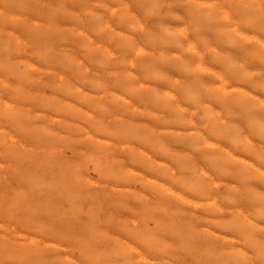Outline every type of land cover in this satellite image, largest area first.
<instances>
[{"label": "bare ground", "instance_id": "1", "mask_svg": "<svg viewBox=\"0 0 264 264\" xmlns=\"http://www.w3.org/2000/svg\"><path fill=\"white\" fill-rule=\"evenodd\" d=\"M50 1L52 2V0H49V2ZM6 2H4L3 5H5ZM240 2H238V3H240ZM255 2L256 1H254V3ZM9 3H6V4L10 5ZM259 4H258V6H259ZM12 5H15V3ZM16 5H17V3H16ZM46 5H48V3ZM59 5L61 7H63L62 3ZM79 5H82V4H79ZM124 5H126V4H124ZM124 5H122V6H124ZM184 5H186V4H184ZM189 5L191 6V4H189ZM219 6H220V4H219ZM253 6H257V5L253 4ZM42 7L40 9H42ZM125 7H127V6H125ZM13 8H16V7H13ZM33 8H35V7H33ZM60 8H59V10H60ZM63 8H62V10L64 11L65 9H63ZM79 8H81V7L79 6ZM45 9H46V7H45ZM53 9H54V7H53ZM73 9H71V10H73ZM260 9H263V8L260 7ZM18 10H20V9H18ZM49 10H48L47 14H49ZM125 10L126 9H124V7H122L121 11H123V13ZM194 10H196V9H194ZM234 10H233V12H234ZM237 10H239V8ZM56 11H58V10L56 9ZM63 11H60V13H62ZM222 11L226 15V17L229 15L228 13H225L227 10L224 11L222 9ZM35 12H36V9H35ZM238 12H240V10ZM254 12L256 13V10ZM248 13H250V12H248ZM33 14H34V12H33ZM39 14L37 16H41ZM224 14H223V16H225ZM66 15H67V13H66ZM95 15H96V13H95ZM120 15L123 16L122 13ZM128 15H125L126 17H123V18H127ZM259 15H257V16H259ZM74 16H73V18H74ZM230 16H232V15H230ZM9 17H7L8 20H9ZM48 17H50V16H48ZM55 17H56V15H55ZM55 17H50V18H55ZM57 18H59V17H57ZM95 18H97V17H95ZM255 19H256V17H255ZM255 19L253 18V20H255ZM5 20H7V19L5 18ZM31 21H32L31 23L34 25L33 22H35V20L34 21L31 20ZM14 22H15V20H14ZM55 22H56V20H55ZM8 23H11V22H8ZM22 23H24V21ZM31 23H29V24L31 25ZM41 23H39V24H41ZM92 23H94V21ZM92 23H91V25H92ZM94 24H96V22ZM94 24L92 26H94ZM232 24H234V23H232ZM252 24H253V22L251 21V19L250 20L248 19V23H246L244 25L245 26L244 29L234 27V30H233V28H232L233 32L235 30H238V32H236V34H238V35L234 37L232 34L233 32H231L232 38H229V35H228V37H226L229 40L228 44H231V45H234L237 47L239 46L238 48H240V47H243V45H245L246 43H248L250 41V39H254L256 42L264 43V40L261 37L254 36L255 34L249 35L248 30L249 29L251 30ZM263 24L264 23H262V25ZM30 25H29V27H30ZM45 25L47 26L48 24H45ZM52 25H54V24H52ZM106 25H108V23H106ZM139 25H141V24H139ZM225 25H226V23H225ZM229 25H230V23H229ZM27 26H28V23H27ZM41 26H43V25H41ZM50 26H51V24H50ZM50 26L48 28H51ZM231 26H233V25H231ZM38 28H39V26H38ZM109 28H112V27L110 26ZM30 29H32V27ZM179 29H181V30L178 33L184 34V33H181V31L184 32L183 30H185L186 28L183 30H182V28H179ZM24 30L26 31V28H24ZM53 30H58V29L54 28ZM145 30L146 29H144V31ZM227 30L230 31L231 27H229V29L227 28L226 30H224V32H226ZM40 31H41V29H40ZM59 31L61 33L60 29L57 32H59ZM257 31H259V29ZM8 32L11 34L10 30ZM27 32H29V29ZM34 32H36V31L34 30ZM37 32L39 33L38 30H37ZM145 32H143V34ZM196 32L197 31H195V33ZM220 32H221V28H220ZM31 33H33V32H31ZM53 33H56V32H53ZM35 34L38 35L37 33H35ZM44 34H46V33H44ZM173 34H174V32H173ZM47 35H48V33L45 36H47ZM144 35H146V34H144ZM45 36H43V37H45ZM127 36H129L130 37L129 39H131V40L134 39L130 35H127ZM127 36H125V37L128 39ZM195 36L197 37L198 35L195 34ZM43 37H41V38H43ZM57 37L58 36H56V38ZM182 37H183V35H182ZM16 38H17L16 42L17 41H18V43L23 42L24 47H25L26 40H22L17 35H16ZM33 38H34V36H33ZM35 38H37V37H35ZM41 38H39V40ZM46 39H47V37H46ZM36 41L38 42L37 39H36ZM172 41H174V40H172ZM177 41H179V39ZM208 41H210V40H208ZM3 42H4V40H3ZM41 42L39 41V43L43 44L42 40H41ZM201 42L202 41L200 40V43ZM39 43H38V45H39ZM45 43H47V42H45ZM206 43H208V42H206ZM51 44H56V43H51ZM187 44H186V47L187 46L189 47L190 44L189 45H187ZM4 45H5V43H4ZM34 45L38 46L37 44H34ZM58 45H59V43L57 44V46ZM192 45H193V43L191 44V46ZM98 46H100V45H98ZM44 47H48V46L45 45ZM177 47H178V45H177ZM182 47H184V45ZM7 48H8V46H7ZM138 48L140 49V46ZM217 48H219V47H217ZM217 48H216V50H217ZM221 48L222 47H220V49ZM233 48L231 50H233ZM51 49H54V48H51ZM51 49H49V50H51ZM105 49L108 50V47H105ZM139 49H138V51H140ZM192 49L194 50L193 46H192ZM229 49H230V47H229ZM235 49H237V48H235ZM252 49H254L252 51L256 50L253 47H252ZM257 49L258 50H256L255 52H258L261 50L260 48H257ZM4 50H5V48H4ZM46 50H48V48ZM142 50L144 51V49H142ZM225 50L226 49H224V52H225ZM34 51H35V49H34ZM53 51H51V52H53ZM196 51H197V49H196ZM236 51L238 52V50H236ZM246 51L249 52L248 50H246ZM240 52L242 53L243 51H240ZM8 53H10V52H8ZM48 53H50V52L48 51ZM62 53L63 52L61 51V54ZM186 53H189V52H186ZM241 53H240V56H241ZM10 54H11L10 56H12V53H10ZM51 54H53V53H51ZM259 54L258 53L256 54L257 57L259 56ZM14 55H13V57H14ZM18 55H19V53H18ZM59 55L57 57H59ZM110 55H111V53H110ZM191 55H193V54H191ZM199 55L201 56V53ZM228 55L226 57H228ZM4 56H5V58L10 57V56H7L5 54H4ZM188 56H190V55H188ZM188 56H187V58H190V57L192 58V56H190V57H188ZM218 56L219 55H217V52H216L215 53V58H216L215 63L217 65L216 66L217 69H213V72H212L213 77L211 76L213 78L212 81H214V79H215L216 80L215 82L219 83V85H217V86L215 84L216 87L212 86V87H214V89L216 88L214 90V93H212L210 95L207 94L205 91L206 89H204V88H206V86L204 88H202V86L197 87V88H194V87L190 88L189 87V88H187V91L184 94L185 101L183 100L182 97H178V98L174 97L169 92V95L170 96L172 95L173 97L171 96V98L169 99L168 97L165 96L166 99L159 100L158 101L159 103L157 102L158 103L157 105L161 106L166 112V115L163 116V119H162L163 120L162 126L164 127V129L167 132H171V130L173 129L172 131L173 132L176 131L175 133L178 137H184L185 138V144H184L185 148H183V149H181V148L176 149L177 147L174 149L170 146V144L168 142L163 141V140H156V141L151 143L148 141V139L146 137H142V136L138 135L137 133H134L133 127L131 125L129 126L128 123H126V125H123V126L120 125L119 127L111 128V127H108V125L111 122L110 120H108V121H110L109 124H106V122L102 118H99V117H97L91 113H88V112L86 113V116H84L82 119L78 118V120H80L79 123L77 124L78 131L80 133L79 135H81V137L86 141V143H87L86 151L88 149V152H89V153L84 154L86 156V158H88L89 161L90 160L93 161L94 166L99 168L100 172L111 171V174L113 175V177L115 176L119 180L120 186L128 187L127 194L125 197L128 196V197H132L133 199L140 198L141 195H143V194L138 190L137 187L142 185L144 188H146V189L148 188V190L150 189V191L157 198L156 199L154 197L156 199L155 205L150 206L147 204V202H145V203H142L139 205L140 208L139 207H136V208L133 207V204H132V207L130 208V205H129L130 202H129V204H127L128 201L126 199H125V202L118 199V203L120 204V206L122 208L127 207V208L133 210L134 212L138 208L140 209V211L138 209V211H136L135 214L133 213L134 215H136L137 212H139L138 215L140 217L134 216L132 221L129 220L132 223V225L134 224L135 227L126 228L124 225H121L120 230H119L120 232H118L117 236H109L108 235V238L105 239V243L102 242L104 244L101 243V245L100 244L98 245L100 247V249L98 248V246L95 248L93 243L98 240L97 234L99 235V233H101L103 231L96 230V227L94 224L96 219L94 217L89 218L90 221L88 223L86 222V224L83 226V229L85 227L86 230H84V232H82V233L75 232L74 230L71 231L72 228L70 229V233H69L67 230L63 231L62 229L51 228V229L55 230V231H52L48 227H43V225H45V223H44L45 222L44 221L45 216L42 220L39 218V215L38 216H32L34 214L27 215L28 213H26L27 216L23 217L24 215H22L23 218L17 219L16 213H15V210H16L15 206L16 205L14 203H18V202L10 201V197H9L10 186L7 184V187L4 185L3 192L0 195V264H113L111 259L113 260L114 258H115L114 259L115 262H116V260H118L119 262H121V264L130 263L132 261V259H134L136 262H138V264H240V261H238V260H241V259H238L239 256L242 258V260L246 259L247 264H264V146H263L264 142L262 141L263 145L262 144H256L253 141L254 140L253 139V130L251 129V127L253 125H255L258 130L259 129L264 130V122H263L264 121L263 120L264 110L261 111L263 114L257 113L255 110H253L252 107L254 104L253 103L254 95L251 91H252V84L254 82L252 83V81H251L252 78L248 74L245 73L246 69L241 70L242 69L241 65L238 63V61H235L236 56H235V59H233V60L230 58H226L225 62L221 59V57H218ZM220 56H221V53H220ZM231 56H232V54H231ZM24 57H25V55H24ZM60 57L58 59L62 60V58H60ZM199 57H198V59H199ZM229 57H230V55H229ZM259 57L261 58L262 56H259ZM42 58H43V56H42ZM70 58H71V55H70ZM7 59L8 58H6V60ZM251 59H252V56H251ZM253 59H254V57H253ZM13 60L14 59H12L11 61H13ZM38 60H39V58H38ZM44 60H46V56H45ZM79 60H80V64H81V62H82L81 59H78L76 61H79ZM181 60L179 61V63L181 62ZM256 60H254V61H256ZM8 61H9V59H8ZM184 61L182 60V62H184ZM198 61H200V60H198ZM47 63L49 64L48 61L46 62V64ZM252 63L249 65H252ZM7 64H9V63H7ZM7 64H5V65H7ZM12 64L10 66H14ZM149 64L151 65L152 63H148V65ZM52 65H54V63ZM148 65H146V66L149 67ZM155 65H153V66L155 67ZM180 65H181V63H180ZM65 66H68V64ZM158 66L160 67L159 64H158ZM181 66L183 67V65H181ZM199 66H200V64H199ZM257 66H258V63H257ZM32 67L37 68L38 66H36V64H34L33 62H31L28 59L25 61H23V60L19 61V64H18V66H16V69L18 68V75H19L20 79H22L24 77H25V79H28L29 76L26 77V75L28 74V70H30V68H32ZM255 67L256 66H253L254 69H255ZM260 67H259V70H260ZM13 68L15 69V67H13ZM204 68H205V66H204ZM246 68H248V67H246ZM6 69H5V72H6ZM37 69H39V67ZM250 69H251V67H250ZM262 69H263V67H262ZM47 70H50V69L47 68ZM78 70H80V69L78 68ZM81 70H83V69H81ZM85 70H86V68H85ZM10 71L8 70L7 73ZM243 71H245V72H243ZM1 72H2V68H1ZM15 72H16V70H15ZM31 72H33V71H31ZM69 72H71V71H69ZM205 72L211 73V71L208 69H205ZM12 73H14L13 70H12ZM72 73H74V72L72 71ZM75 73H76V71H75ZM42 74L44 75L46 73H42ZM51 74H53V72ZM58 74H59V72H58ZM150 74L152 75L153 73L152 72L148 73V76H150ZM79 75H81V74H79ZM158 75L156 74V76L155 75H152V76L153 77L155 76L158 78L159 77ZM9 76H11V75H9ZM135 76L138 79V76L137 75H135ZM57 77H59V79H60L61 74ZM86 77H87V79L92 78V77H88L87 75H86ZM195 77H197V76H195ZM80 78H83V75ZM84 78H85V76H84ZM94 78L92 79V81L94 80L97 82L98 79L95 80ZM160 78H162V77H160ZM102 79L104 81V78H102ZM146 79H148V78H146ZM8 80H10L9 77H8ZM14 80L16 81V86L18 85L17 83L22 81V80H20L19 82H17L16 79H14ZM99 80H100V78H99ZM151 80H154V79H151ZM199 80H202V79H199ZM255 80L257 82L258 79H255ZM260 80H259V82H260ZM192 81H194V80H192ZM6 82L7 81H4L2 83H6ZM26 82H27V80H26ZM36 82H37V80H36ZM62 82H64V81H62ZM79 82H80V80H79ZM90 83L92 84V82H90ZM97 83H99V81ZM55 84L57 85V81ZM94 84H95V82H94ZM137 84H140V82ZM229 84L232 86H231V88L229 87V89H228V88H226V86ZM37 85H38V83H37ZM62 85H64V84H62ZM126 85L129 86V84H126ZM200 85H202L201 81H200ZM100 86H101V84H100ZM141 86H142V84H141ZM38 87H36V88H38ZM77 87H79V85ZM113 87H114V84H113ZM130 87H132V86H130ZM255 87H257V86H255ZM7 88H8V85H7ZM19 88H21V87H19ZM66 88L67 87H65L64 90ZM117 88H119V87H117ZM146 88L149 89V91H151L150 86H146ZM11 89L15 93V96H16L15 98H6L3 95H1V93H0V108L4 114V118L0 119V149H5L6 154L12 156L11 158H12L13 162H14L13 156L15 155V149H21V148L25 147L24 140L32 141L36 145L33 147V149H38V150L39 149H43V150L45 149L44 152L46 154H43V155H46V156H45V158H42V160L46 159V157L48 155H51L52 151H48V149H56L57 144L66 145V149H70L69 151H70V155H71L72 149H74V150L76 149L75 146L72 144V143H74V142H72L73 141L72 136H73V134H78V133H72L73 131L70 130V132L72 133V136L65 135L66 133L64 135H61L62 133H59V135H58V133L54 132L52 130V128H51L52 132L46 133L47 129L49 127L46 126L47 129H45L44 123H41L43 126H38V127H35L32 124L29 126V124H28V126H29L28 127L27 124H25L27 122H24L25 119L22 118V116H21V113H22V114H24L23 116L26 117L25 114L28 113L27 112L28 108L25 109L26 107H24V104L26 103L24 97H27V96L23 95L25 91L20 92V90L18 88H14V87L10 88V90ZM54 89L55 88H53V90ZM75 89L73 91V94H74L73 98H75V94L77 93V90H75ZM91 89H92V86H91ZM95 89H97V88H95ZM68 90H72V89H68ZM201 90H204L205 92L204 91L201 92ZM149 91H148V93H149ZM10 92H8V93H10ZM82 92H85V90ZM82 92H81V94H83ZM110 92H112V91L110 90ZM11 93H13V92H11ZM60 93H62V92H60ZM127 93H129V92H127ZM163 93L165 94V91ZM232 93H236V94H232ZM104 94H106V93H104ZM229 94H232V97L230 99L228 98ZM30 95L32 96V94H30ZM48 95H46V96H48ZM63 95H64V93H63ZM92 95H90V98L93 97ZM108 95H110V93ZM40 96L43 97L44 95L40 94ZM58 96H53V99L60 98ZM71 96L72 95L67 96L62 105L73 106L77 110L80 109V107H79L80 101L76 99L77 101H79V103H77V104L72 103L73 98ZM118 96L119 97L116 98L117 103L120 106H122V109L126 110V108L129 107L130 110L135 111V112L137 111L138 107L135 108L136 105L133 106L135 104V102H132L129 97L127 98V97L122 96V95L121 96L118 95ZM131 96H133V98H134L135 95H131ZM153 96L156 97L157 93H153ZM42 97H40V98L43 99ZM162 97H164V96H162ZM96 98H98V97H96ZM46 99L44 97V99L40 100L39 103L37 102L39 104L38 106H40V108H41V106H42V108L43 107L46 108V105H48ZM159 99H160V97H159ZM171 99H174V100H171ZM27 100H29V99L27 98ZM102 100H104V99H102ZM155 100H157V99H155ZM58 102H60L59 99H58ZM81 102L83 104H85L82 100H81ZM139 102H140V100H139ZM260 102H263V101H260ZM34 103H36V100L34 101ZM51 104L52 103L50 102V106H51ZM106 104L107 103L104 102L103 105H106ZM144 104L145 103H142V105H144ZM86 105L91 106L93 109L94 108L95 109L100 108L99 110H101V112L103 113L102 103L99 106V104H97V103L95 104L93 101H87ZM109 105L111 106V104H109ZM262 108L264 109V106H262ZM49 109H50V107L47 110H49ZM106 109H108V108H106ZM110 109L111 108L109 107V109H108L109 112H110ZM122 109H120L121 112L123 111ZM145 109H147V108H145ZM197 109H201V111H202V115H200L199 117H196V114H195ZM25 110H26V112H24ZM53 110L54 109H52V112H54ZM85 110L82 109L83 112H85ZM101 112L99 114L104 115ZM109 112H108V114H109ZM142 112H143V110H142ZM146 112H148V109L146 110ZM149 112L152 113V111H150V110H149ZM34 113L38 115V113H36V112H34ZM34 113H32L31 115L33 116ZM153 113H155V112H153ZM253 113H255V114H253ZM106 114H107V112H106ZM258 114H260L263 118H261V117L259 118ZM65 115H68V114H65ZM80 115H81V113H80ZM237 115H242V118L240 120H237V118H238ZM27 116H29V115H27ZM68 116H70V115H68ZM137 116H139L138 113H137ZM0 117H1V115H0ZM119 118H120V115H119ZM129 118H130V116H129ZM141 119H142V123H144L145 121H143V119H145V118H141ZM124 120L123 121L126 122V119H124ZM138 120H140V119H138ZM148 122H151V121H148ZM33 123H34V121H33ZM38 123H40V122H38ZM38 123H36V124H38ZM47 123H48V121H47ZM59 123H60V121H59ZM139 123H141V121ZM155 123H157V122H155ZM157 124H161V123L158 122ZM155 125L156 124H153L154 129H156ZM63 126H64V124H63ZM70 126H69V128H70ZM149 126H150V124H149ZM156 126H158V125H156ZM158 128H159V126H158ZM49 130H50V128H49ZM63 130H64V128H63ZM260 132L261 131H259V133ZM144 134H145V136H147L146 133H144ZM254 137H256V136H254ZM257 139H258V137H257ZM113 140H118V141H120V143L122 142L121 144H124V146L123 145H121V146H123L125 148V150L126 149H133L129 153L130 154L129 157H128V154L126 155L128 157V160H126V161H129V163H130V164L128 163L129 164L128 167H122V165H123L122 161L123 160H120V159H116V160L113 159L114 161L112 164H107L105 162V160L101 159V157H103V155H100V154L103 151L100 152V150H98V149H103L104 146H106L107 144L110 146L114 145ZM259 140H260V138H259ZM259 140H258V142H260ZM64 141H65V143H58V142H64ZM170 142H173V141H170ZM115 145H117V144L115 143ZM79 147H81V146H79ZM112 147H115V146H112ZM178 147H180V146H178ZM83 148H85V147H83ZM46 149H47V151H46ZM57 149L60 150V148H57ZM105 150H107V149H105ZM19 152H21V151H19ZM39 152H40V150H39ZM30 153H31V151H30ZM77 153H73V155L75 156ZM122 153H123V151L121 152V155H122ZM66 154H67V152H66ZM115 154H116V152H115ZM43 155H42V157H43ZM78 155H79V153H78ZM82 155H83V153H82ZM104 155H106V154H104ZM67 156L69 157V154ZM29 157L26 159H30ZM68 157H67V159H69ZM77 157L80 158V156H77ZM21 158L23 159V157H21ZM21 158L17 159V163L20 164V162H21L20 165L22 166V162L24 159L22 160ZM50 158H52V157L50 156ZM20 159L22 161L18 162ZM47 159L49 160V158H47ZM73 159H72V161H73ZM81 159H83V157H81ZM52 160L53 159H51L50 161H52ZM2 161L4 162V160H2ZM70 161H71V158H70ZM72 161H71V163H73V165H74L76 162L75 161L72 162ZM9 162H10V160H9ZM15 162H16V160H15ZM58 162L63 163L65 165H67L69 163L68 160L66 161V159L58 160ZM31 163H33V162H31ZM40 163H41V160H40ZM90 164H92V163H90ZM29 165L31 166L30 163H29ZM60 165H62V164H60ZM73 165L71 167H73ZM79 165H81V164H79ZM0 166H2V165H0ZM9 166H11V165L9 164ZM125 166H127V165H125ZM85 167H86V164H85L84 168ZM47 168H48V166H47ZM12 169H13V167H12ZM26 170H27V167H26ZM30 170H31V167H30L29 171ZM51 170H53V169H51ZM60 170H61V168H60ZM78 170H80V169H78ZM17 171H18V169H17ZM29 171H28V173H29ZM44 171L47 173L48 170L47 171L44 170ZM76 171H77V169H76ZM76 171L73 172L74 175H76ZM37 172H38V170H37ZM85 172L86 171H84V173ZM88 173H90V172H88ZM49 174H47V175H49ZM51 174H52V172H51ZM12 175H13L12 177L17 175L16 171H15V175H14V173ZM23 175H27V174H23ZM65 175H67L66 176L67 178L71 177L70 174L69 175L65 174ZM65 175H63L64 177L61 175V177H63V179H64ZM19 176L22 177V175H17V177H19ZM19 178H17V179H19ZM85 179H87V178H85ZM99 179H101V178H99ZM28 180H29V178H28ZM103 180H105V179H103ZM17 181H19V180H17ZM20 182H19V185L17 184L18 186H20ZM45 182H47V181H45ZM67 182H69V181H67ZM67 182H65L66 184L64 183V185H63V182L59 181V185H58V186H60L58 188V191L63 192V194H65L66 196H68V192H66V191H72L73 190L71 187L70 188L68 187ZM82 182H83V180H82ZM88 182L93 183L90 181H88ZM74 183H77V180ZM15 184H16V182H15ZM15 184H13V186H15ZM43 184H46V183H43ZM71 184H72V182H70V185ZM22 186H20V188ZM85 186H87V185H85ZM44 187L46 190V186H44ZM28 188H29V186H28ZM111 189H113V188H111ZM95 190L97 192V189H95ZM17 192L19 193V191H17ZM25 192L28 194H31L30 192H28L26 190H25ZM34 192L36 193V191H34ZM104 193H105L104 196L108 195L106 192H104ZM32 194H31V196H32ZM59 195H60V193H59ZM13 196H16V195H13ZM17 196L18 197L22 196V194L17 195ZM42 196H45V195L43 194ZM121 196H122V194H121ZM88 197H86V198H88ZM101 197H102V193H101ZM23 198L20 199L21 202L24 200ZM31 198H35V197H31ZM36 198H39V197H36ZM143 198H145V197H143ZM15 199L17 200L18 198L13 197V200H15ZM65 199H66V197H65ZM243 199H244V202L246 201V203H244V204H242ZM241 200H242V203H241ZM247 200H248V202H247ZM84 201H83V203H84ZM94 201H95V199H94ZM126 201H127V203H126ZM32 202H34V201H32ZM42 202H41V204H42ZM70 202H72V201H70ZM101 202H102V199H101ZM101 202L99 205H101ZM22 203H23V206L25 207L26 205L30 204V200L25 199V201ZM58 203H59V200H58ZM78 203H80V202L77 201V204ZM107 203L109 204V202H107ZM35 204H37V202L36 203L34 202L33 205H35ZM38 204H39V202H38ZM38 204L35 206H38ZM66 205H68V207H69V204H66ZM91 205H92V203H91ZM91 205H89V208ZM61 206H62V204H61ZM30 207H31V205H30ZM105 207L101 210H104ZM80 208H82V206ZM62 209H63V207H62ZM64 209H65V207H64ZM106 209H107V207H106ZM110 210H111V207H110ZM25 211H27V209ZM59 211H58V213H59ZM61 212H63V210ZM123 212H125V210ZM19 213H21V212H19ZM80 213H81V211H80ZM89 213H91V212H89ZM97 213H100V211H98ZM111 214L113 215V213H111ZM111 214H110V216H111ZM122 214H120V215H122ZM125 214H127V213H125ZM72 215L74 216V214H72ZM60 217H62V216L60 215ZM63 217H65V216H63ZM90 217H92V216H90ZM122 217H124V216H122ZM49 218L51 219V216L46 217V220H48ZM12 219H17V221H12ZM110 219H111V217L109 218V220ZM121 220L122 219H119V221H121ZM18 221L20 223L17 226L15 223H18ZM60 221H61V219H60ZM104 221L105 220H103L101 222H103V224L108 223V222L104 223ZM120 223L122 224V221L119 222V224ZM125 224H126V222H125ZM100 226L102 228V224H100ZM51 227H52V225H51ZM97 228H99V227H97ZM105 228H106V225H105ZM112 228H114V226ZM80 229L82 230L81 226H80ZM22 230L28 231L27 234H22L21 233ZM115 230L116 229L114 228L113 231H115ZM10 231L11 232L13 231V233L15 232L17 234L16 235L11 234ZM168 231L170 233V239L168 238L169 241H167L163 238V234L165 232H168ZM8 233L11 234L12 237L9 236ZM102 234L100 235V238H102L103 236H106V234H108V233L104 232ZM13 236H15V237H13ZM18 236H21L25 240V242L26 241H28V242H26V243L22 242L21 243V242L16 241L15 239L19 238ZM243 240L246 242L245 245L247 243H249L251 246H253L255 248L256 259H253L252 256L248 255L247 252L243 250V247L239 248V245H240L239 243L244 242ZM100 241H102V240H100ZM249 244H248V246H249ZM75 245H78L81 248L77 251L75 250L76 251L75 254H73L72 252L67 253V250L69 247H71L72 249H76ZM45 246H52L56 250L55 255L53 256V254H50L49 252H45L46 251ZM107 248H109V249H107ZM248 248H250V246ZM247 251H249V250L247 249ZM61 253H64V255H60ZM49 257H51V258H49ZM243 258H245V259H243ZM116 264H118V263H116Z\"/></svg>", "mask_w": 264, "mask_h": 264}, {"label": "rangeland", "instance_id": "2", "mask_svg": "<svg viewBox=\"0 0 264 264\" xmlns=\"http://www.w3.org/2000/svg\"><path fill=\"white\" fill-rule=\"evenodd\" d=\"M34 1L35 2L37 1V2L35 3ZM254 1H256V2L254 3ZM0 2H1L0 3V10L2 11V12L0 11V54H1L0 57L2 58V59L0 58V74H1L0 75V81H1L0 82V93H1V95H3L6 98H15L16 96H15L14 91L12 89L10 90V88H12V87L18 88L20 90V92L25 91L24 94L22 93L24 96H27V97H24V99L26 101V103L24 104V107H26L25 109L28 108L29 110L27 109L28 113L25 114L26 117L23 116L24 114H22V113H21V116H22V118L25 119L24 122H27V123H25V124H27V126H28V124H29V126L32 124L33 126L38 127V126H43L41 123H44L45 129H47L46 126L50 128V130H49V128L47 129L46 133L52 132V130L54 132H57L58 135H59V133H62L61 135H64L66 133L65 135L72 136V133H78V134H73V136H72L73 137L72 142H74V143H72V142L71 143L75 146L76 149L75 150L72 149L71 155H70V151H69L70 149H66V145L57 144L56 147L60 148V150L57 148L56 149H48V151H52V152H51V155H48L49 157L47 156L46 159H43L44 161L42 160V158H45V156H46V155H43V154H46L44 152L45 149L44 150L39 149L40 152L38 149H33V147L36 145L30 140L29 141L24 140L25 147H23L21 149H15V155L13 156L14 162L11 158L12 156L6 154L5 149H0V160L1 159L4 160V162L2 160L0 161V165H2V166H0V195L3 192L4 185L7 187V184H8L10 186V188L8 187L10 190V194H9L10 201L18 202V203H14L16 205V206L15 205L14 206L16 208L15 213H16L17 219L23 218V217L30 215V214H34L32 216H38L39 215V218L43 220V218L45 216V218H44L45 225H43V227H48L49 229H51V228L62 229L63 231L67 230L69 233H70V229L72 228L71 231L74 230L75 232L82 233V232H84V230H86L85 227L83 229V226L86 224V222L88 223L90 221L89 218L94 217L96 219V221L94 223L96 230L103 231V232L99 233V235L97 234L98 237L96 236L99 241L97 240L96 242L93 243L95 248L99 244L101 245L102 242L105 243V239L108 238V235L109 236H117L118 232H120L119 230H120L121 225H124L126 228L135 227L134 224L132 225V223L129 220L132 221L134 216L140 217L138 215L139 212H137V214L134 215L135 212L138 211V209L140 208L139 205L147 202L148 205L153 206V205H155L157 198L150 191V189L148 190V188L147 189L144 188L141 184H140L141 186L137 187L138 190L143 194V195H141L140 198L133 199L132 197H128V196L125 197L127 194L128 187L120 186L119 180L115 176L113 177V175L111 174V171L100 172L99 168L94 166L93 161L90 160L91 161L90 162L89 159L86 158V156L84 154L89 153V152H88V149L86 151V147H87L86 141L81 137V135H79L80 133L78 131L77 124L79 123L80 120H78V118L82 119L84 116H86V113L88 112V113H91V114H93L99 118H102L106 122V124H109V122L111 121L109 124L110 126L108 125V127H111V128L119 127L120 125L123 126V125H126V123H128L129 126L131 125L133 127L134 133H137L138 135H140L142 137H146L148 139V141L151 143L156 141V140H163V141L168 142L170 144V146L174 149L176 147H177L176 149H180V148L183 149V148H185V146H184L185 138L184 137H178L175 133L176 131H174V132L172 131L173 129L171 130V132H167L164 129V127L162 126L163 125L162 119H163V116L166 115V112L161 106L157 105L159 103L158 101L164 100V99H166V97H168L170 99L172 95L174 97H177V98L182 97L183 100L185 101L184 94L186 93L187 88H189V87L190 88L191 87L197 88V87L202 86V88H204L206 86V88H204V89H206L205 91L207 94L210 95V94L214 93V90L216 89V88L214 89V87L219 85L218 82H215L216 81L215 79H214V81H212L213 80V78H212L213 77L212 76L213 69H217V67H216L217 65L215 63V61H216L215 53L216 52H217V55H219L218 57H221V59L224 62L226 61V58H230L233 60V59H235V56H236L235 61H238V63L241 65V67H242L241 70L246 69V72L245 71H243V72L248 74L253 79V80L251 79L252 83L254 82L252 84V91H251L254 95V98H255V99L253 98L254 104H253L252 108L257 113L263 114L261 111L264 110L262 108V106H264V86H263L264 85V62H263L264 61V57H263L264 56V47H263L264 43L256 42L254 39H250V41L248 43H246L245 45H243V47L238 48L239 46L237 47V46L228 44L229 40L226 37H228V35H229V38H232V36H231L232 34L234 37L237 36L238 34H236V32H238V30H235L234 31L235 33H234L233 32L234 27L244 29L245 28L244 25L246 23H248V19L249 20L251 19L253 24L251 26V30L250 29H249L250 31L248 30L249 35L255 34L254 36H259L264 40V38H263L264 37V35H263L264 34V24L262 25V23H264V13H263L264 12V0H52V2L51 1L49 2V0H20V1L19 0H0ZM4 2H6V3L10 2L9 3L10 5H7L6 3H5V5H3ZM238 2H240V3H238ZM14 3H15V5H12ZM16 3H17V5H16ZM47 3H48V5H46ZM61 3H62V6L64 8L59 5ZM79 4H82V5H79ZM124 4H126V5H124ZM184 4H186L187 6ZM189 4H191V6ZM219 4H220V6H219ZM253 4L257 5V6H253ZM258 4H259V6H258ZM49 5L50 6L52 5V6L50 7ZM122 5H124V6H122ZM79 6L81 8H79ZM125 6H127V7H125ZM13 7H16V8H13ZM33 7H35V8H33ZM41 7H42V9H40ZM45 7H46V9H45ZM53 7H54V9H53ZM122 7H124V9H126L124 11V13H123V11H121ZM260 7L263 9H260ZM59 8H60V10H59ZM62 8L65 9L66 11L65 10L63 11ZM238 8H239L241 13L238 12L239 11V10H237ZM18 9H20V10H18ZM35 9H36V12H35ZM56 9L58 11H56ZM71 9H73V10H71ZM194 9H196V10H194ZM222 9L224 11L227 10L225 13H228L229 17L228 16L226 17V15L222 11ZM48 10H49V14H47ZM233 10H234V12H233ZM255 10H256L257 14L254 12ZM60 11H63V12L60 13ZM33 12H34V14H33ZM65 12L67 13V15ZM246 12L247 13L250 12V13H248L250 16ZM95 13H96V15H95ZM121 13L123 14V16L120 15ZM38 14L41 16H37ZM54 14L56 15V17ZM223 14L225 16H223ZM47 15L50 17H55V18H50ZM125 15H128L127 18H123V17H126ZM230 15H232V16H230ZM257 15H259V16H257ZM73 16H74V18H73ZM7 17H9V20ZM57 17H59V18H57ZM95 17H97V18H95ZM255 17L257 20L255 19ZM5 18L7 20H5ZM253 18L256 21L253 20ZM14 20L16 23L14 22ZM31 20H33V21L35 20V22H33L34 25L31 23L32 22ZM55 20H56V22H55ZM23 21H24V23H22ZM93 21H94V23L96 22V24L92 23ZM8 22H11V23H8ZM27 23H28V26H27ZM29 23H31V25ZM39 23H41V24H39ZM91 23H92V25L94 24V26H92ZM106 23H108V25H106ZM138 23L141 25H139ZM225 23H226V25H225ZM229 23H230V25H229ZM232 23H234V24H232ZM45 24H48L49 26L51 24L50 27L52 29L48 28L49 26L48 25L46 26ZM52 24H54V25L56 24V25L54 26ZM29 25H30V27H29ZM41 25H43V26H41ZM231 25H233V26H231ZM38 26H39V28H38ZM110 26L112 28H109ZM31 27H32V29H30ZM229 27H231V30L230 31L227 30L226 32H224V30H226L227 28L229 29ZM24 28H26V31L24 30ZM54 28L58 29V30L60 29L61 33H60V31L57 32L58 30H53ZM179 28H182V30L183 29L186 30V31L183 30L184 32L181 31V33H184V34L178 33L181 30ZM220 28H221V32H220ZM232 28H233V30H232ZM28 29H29V32H27ZM33 29L36 32H34ZM40 29H41V31H40ZM144 29H146L145 31L147 33L144 31ZM258 29H259V31H257ZM9 30H10L11 34L8 32ZM37 30L39 31L40 34L37 32ZM195 31H197V32L195 33ZM31 32H33V33H31ZM43 32L46 34L48 33V35L45 36L46 34H44ZM53 32H56V33H53ZM143 32H145L144 34H146V35H144ZM173 32L175 35L173 34ZM231 32H233V33L231 34ZM35 33H37L38 35H36ZM194 33L198 36L196 37ZM16 35L19 36L22 40H26V44H25L26 48L24 47L23 42L22 43H18V41L16 42V40H17ZM127 35L132 36V38H134L135 40L129 39L130 37ZM182 35H183V37H182ZM33 36H34V38L35 37H37V38L34 39ZM43 36H45V37H43ZM56 36H58V37L56 38ZM125 36H127L128 39ZM38 37L39 38L43 37V38H41L39 40ZM46 37H47V39H46ZM2 39L4 40V42ZM36 39L38 40V42L36 41ZM178 39H179V41H177ZM41 40L43 41V44H41L42 43ZM172 40H174V41H172ZM200 40L202 41L201 43H200ZM204 40L205 41L207 40L206 42H208V43H206ZM208 40H210V41H208ZM39 41L41 43H39ZM45 42H47V43H45ZM191 42L193 43L192 46L194 47V50L192 49V46H191L192 43ZM4 43H5V45H4ZM38 43H39V45H38ZM51 43H56V44H51ZM58 43H59V45L57 46ZM34 44H37L38 46H35ZM97 44L100 46H98ZM186 44L187 45L190 44L189 47L187 46L188 48L186 47ZM45 45L48 47H44ZM177 45H178V47H177ZM183 45H184V47H182ZM7 46H8V48H7ZM139 46H140V49L138 48ZM105 47H108V50L105 49ZM217 47H219V48H217ZM220 47H222V48L220 49ZM229 47H230V49H229ZM252 47L255 48L256 50H258L257 48H260L261 50L258 52H255L256 50L252 51V50H254V49H252ZM4 48H5V50H4ZM47 48H48V50H46ZM51 48H54V49H51ZM216 48H217V50H216ZM232 48H233V50H231ZM235 48H237V49H235ZM34 49H35V51H34ZM49 49H51V50H49ZM138 49L140 51H138ZM142 49H144V51ZM196 49H197V51H196ZM224 49H226L225 52H224ZM236 50H238L239 53ZM246 50H248L249 52H247ZM48 51L50 53H48ZM51 51H53V52H51ZM61 51L63 52L62 54H61ZM240 51H243V52L241 53ZM8 52L12 53V56H10L11 54ZM54 52L56 54L57 53L58 54L56 55ZM186 52H189V53H186ZM3 53L7 56H10V57H6L9 59V61H8V59L6 60ZM18 53H19V55H18ZM51 53H53V54H51ZM110 53H111V55H110ZM200 53H201V56L199 55ZM220 53H221V56H220ZM240 53H241V56H240ZM257 53L258 54L260 53L259 56H262L263 58L262 57L260 58L259 56H258L259 57L258 58L256 55ZM191 54H193V55H191ZM228 54L230 55V57ZM231 54H232V56H231ZM13 55H14V57H13ZM24 55H25V57H24ZM58 55H59V57L61 56L60 58H62V60L58 59L59 58V57H57ZM70 55H71V58H70ZM188 55L192 56V58ZM227 55H228V57H226ZM250 55L252 56V59L254 57L253 60L251 59ZM42 56H43V58H42ZM45 56H46V60H44ZM177 56L178 57L180 56V57L178 58ZM187 56L190 57L191 59L187 58ZM198 57H199V59H198ZM38 58L40 61L38 60ZM12 59H14V60L11 61ZM27 59L30 60L31 62H33L34 64H36V66H38L40 70L37 69L38 67L37 68L32 67V68H30V70H28V74L26 75V77L29 76V78L25 79V77H24V78L20 79V77L18 75V68L16 69V66H18L19 61H21V60L25 61ZM78 59H81V61H82L81 64H80V60L76 61ZM181 59L183 61L184 60L185 61L182 62ZM180 60H181L180 63H181V65H183V67L179 63ZM198 60H200V61H198ZM254 60H256V61H254ZM47 61L49 62V64L48 63L46 64ZM156 62L160 65V67L158 66V64ZM7 63H9V64H7ZM53 63H54V65H52ZM148 63H152V64L148 65ZM251 63H252V65H249ZM257 63H258V66H257ZM5 64H7V65H5ZM11 64L14 66H10ZM67 64H68V66H65ZM199 64H200V66H199ZM146 65H148L149 67H147ZM153 65H155V67ZM203 65L205 66V68ZM83 66L86 68V70ZM253 66H256L255 69L253 68ZM13 67H15V69ZM246 67H248V68H246ZM250 67L252 70L250 69ZM259 67H260V70H259ZM262 67H263V69H262ZM1 68H2V72H1ZM6 68L9 71L10 70L11 71L7 73L8 70ZM47 68L50 70H47ZM78 68L80 70H78ZM5 69H6V72H5ZM81 69H83V70H81ZM205 69L210 70L211 73L205 72ZM12 70L14 73H12ZM15 70H16V72H15ZM31 71H33V72H31ZM51 71L53 72V74H51L52 73ZM69 71H71V72H69ZM72 71L74 73H72ZM75 71H76V73H75ZM150 71L153 73L152 75L156 76V74L157 75L159 74L158 75L159 77L158 78L155 76L153 77L151 74H150V76H148V73H151ZM58 72H59V74H58ZM42 73H46V74L43 75ZM60 74H61V77L59 79V77H57V76H59ZM79 74H81V75H79ZM134 74L138 76V79L136 78V76ZM9 75H11V76H9ZM82 75H83V78L85 76L84 79L80 78V77H82ZM86 75L88 77H92V78L87 79ZM195 76H197V77H195ZM8 77L10 80H8ZM160 77H162V78H160ZM34 78L37 80V82ZM93 78L95 80L98 79L97 82L99 81V83H97L94 80L92 81ZM99 78H100V80H99ZM102 78H104V81ZM146 78H148V79H146ZM150 78L154 79V80H151ZM14 79H16L17 82H19L20 80H22V81L17 83L18 85L16 86V81ZM199 79H202V80H199ZM255 79H258L257 82ZM26 80H27V82H26ZM79 80H80V82H79ZM192 80H194V81L196 80V81L194 82ZM259 80H260V82H259ZM4 81H7L8 83L7 82L2 83ZM56 81H57V85L55 84ZM62 81H64L65 83ZM200 81H201L202 85H200ZM90 82H92V84ZM94 82H95V84H94ZM139 82H140V84H137ZM32 83L33 84L35 83V84L33 85ZM37 83H38V85H37ZM96 83L99 86L101 84V86L99 87ZM62 84H64V85H62ZM113 84H114V87H113ZM126 84H129V86ZM141 84H142V86H141ZM215 84H216V86H215ZM7 85H8V88H7ZM78 85H79V87H77ZM254 85L257 87H255ZM18 86L21 87L22 89L19 88ZM91 86H92V89H91ZM130 86H132V87H130ZM146 86H150L151 91H149V89H147ZM212 86H214V87H212ZM231 86L232 85L229 84L226 86V88L229 89V87L231 88ZM36 87H38V88H36ZM65 87H67V88L64 90ZM117 87H119V88H117ZM53 88H55L56 90L55 89L53 90ZM95 88H97L98 90ZM68 89H72V90H68ZM74 89L77 90V93L75 94V98H73ZM84 90H85V92H82ZM110 90L112 92H110ZM10 91L13 93H11ZM148 91H149V93H148ZM164 91H165V94L163 93ZM203 91L204 90H201V92H203ZM8 92H10V93H8ZM60 92H62V93H60ZM81 92L83 94H81ZM108 92L110 93V95H108L109 94ZM127 92H129V93H127ZM169 92H170V94H172L171 96L169 95ZM63 93H64V95H63ZM104 93H106V94H104ZM153 93H157V96L154 97ZM30 94H32V96ZM40 94L44 95V96L42 97V96H40ZM51 94L53 96L59 95L58 97H60V98H58V99L60 102H58V99H53V96ZM89 94L90 95L93 94L92 95L93 97L90 98ZM130 94L135 95L134 98ZM232 94H236V93H232ZM232 94L228 95L229 99L232 97ZM46 95H48V96H46ZM70 95H72L71 97L73 98V99L71 98L72 103L77 104L80 101L79 107L81 110L78 109L79 110L78 111L73 106L62 105L64 100L66 99V97L70 96ZM118 95H120V96L122 95V96H125L127 98L129 97L132 102H135V104L133 106L136 105L135 108L138 107L137 111L136 112L132 111L129 109V107L126 108V110L122 109V106H120L117 103L116 98L119 97ZM162 96H164V97H162ZM40 97H42L43 99H44V97H45V99L47 98L46 101H47L48 105H46V108L48 109L50 107L51 110L50 109L47 110L44 107L42 108V106L40 108V106H38L39 101L43 100ZM96 97H98V98H96ZM136 97L140 100V102ZM159 97H160V99H159ZM27 98L29 100H27ZM144 98L145 99L147 98V99L145 100ZM76 99L79 101H77ZM102 99H104V100H102ZM155 99H157V100H155ZM35 100H36V103L38 102L37 104L34 103ZM81 100L85 104H83L81 102ZM171 100H174V99H171ZM87 101H93L95 104L96 103L99 104V106L102 103L103 113L101 112V110H99L100 108L99 109H97V108L93 109L91 106L86 105ZM260 101H263V102H260ZM50 102L52 103L51 106H50ZM104 102L107 104L103 105ZM142 103H145V104L142 105ZM109 104H111V106ZM107 105L111 108L110 112L108 110L109 107ZM144 107L148 109V112H146L147 109H145ZM106 108H108V109H106ZM52 109H54L53 111L55 113L52 112ZM82 109L83 110L86 109L85 112H83ZM120 109H122L123 111L121 112ZM141 109L143 110V112ZM149 110L152 111V113L149 112ZM105 111L107 112V114ZM24 112H26V110ZM34 112L38 113V115L35 114ZM100 112L104 115L99 114ZM108 112H109V114H108ZM153 112H155V113H153ZM32 113H34L33 116L31 115ZM80 113H81V115H80ZM137 113L139 116H137ZM65 114H68L70 116L65 115ZM195 114H196V117H199L200 115H202L201 109H197ZM253 114H255V113H253ZM0 115H1L0 119H3L4 114L1 110V108H0ZM27 115H29V116H27ZM119 115H120V118H119ZM129 116H130V118H129ZM237 116L239 118V119L237 118V120H240L242 118V115H237ZM258 117L263 118L260 114H258ZM141 118H145V119H143V121H145L144 122L145 124L142 123ZM124 119H126V122H124L125 121ZM138 119H140V120H138ZM108 120H110V121H108ZM263 120H264V118H263ZM33 121H34V123H33ZM47 121L49 124L47 123ZM59 121L61 124L59 123ZM140 121H141V123H139ZM148 121H151V122H148ZM38 122H40V123H38ZM155 122H157V123L159 122L161 124H157ZM36 123H38V124H36ZM62 123L64 124V126ZM149 124L153 129L149 126ZM153 124L158 125L159 128H158V126L155 125L156 129H154ZM68 125L69 126L71 125L70 128ZM254 126L255 125H253L251 127V129L253 130V139H254L253 141L256 144H262L263 145L264 130H261V129L258 130L256 128V126L255 127ZM51 128H52V130H51ZM63 128H64V130H63ZM70 130H72L73 132L71 133ZM259 131H261L260 132L261 134L259 133ZM144 133H146L147 136H145ZM254 136H256V137H254ZM257 137H258V139H257ZM259 138H260V140H259ZM258 140L260 142H258ZM170 141H173V142H170ZM113 142H114V145H112V146H115V147H112V146L107 144L106 146H104V148L107 150H105L104 148L98 149V150H100V152L103 151L100 154V155H103V157H101V159L105 160V162L107 164H112L114 161L113 159H115V160L120 159V160H123L122 161L123 162L122 167H128L130 163H129V161H126V160H128V157L130 155L129 153L133 149H126L125 150V148L123 147L124 144H121L122 142L120 143V141H118V140H113ZM58 143H65V141L64 142H58ZM115 143L117 145H115ZM121 145H123V146H121ZM79 146H81V147H79ZM178 146H180V147H178ZM83 147H85V148H83ZM19 151H21V152H19ZM30 151H31V153H30ZM46 151H47V149H46ZM122 151H123V153L121 155ZM66 152H67V154H66ZM77 152L79 153V155ZM115 152H116V154H115ZM73 153H77V154L74 156ZM82 153H83V155H82ZM68 154H69V157L67 156ZM104 154H106V155H104ZM127 154H128V157L126 156ZM42 155H43V157H42ZM50 156L52 158H50ZM66 156L69 159H67ZM77 156H80V158ZM21 157H23L24 160L28 157L30 159H26L27 161L26 160L24 161ZM81 157H83V159H81ZM19 158H21L24 162V163L22 162V166L20 165L21 164L20 161H22L21 159L18 161V162H20V164L17 163V159H19ZM47 158H49V160ZM62 158L66 159V161L68 160L69 165L68 164L65 165L63 163L58 162V160H63ZM70 158H71V161L74 158L73 161L76 162L74 165H73V163H71ZM51 159H53V160L50 161ZM9 160H10V162H9ZM15 160H16V162H15ZM40 160H41V163H40ZM28 162L31 164V166L29 165ZM31 162H33V163H31ZM84 163L86 164L85 168H84V166H85ZM90 163H92V164H90ZM9 164L11 166H9ZM60 164H62V165H60ZM79 164H81V165H79ZM72 165H73V167H71ZM125 165H127V166H125ZM47 166H48V168H47ZM12 167H13V169H12ZM26 167H27V170H26ZM30 167H31V170L29 171ZM60 168H61V170H60ZM17 169H18V171H17ZM51 169H53V170H51ZM76 169H77V171H76ZM78 169H80V170H78ZM37 170H38V172H37ZM44 170H46V171L48 170L47 173ZM15 171H16L17 175H22V177H20V176H19L20 178L17 177V175H15ZM28 171H29V173H28ZM50 171L52 172V174ZM74 171H76V175L73 174ZM84 171H86L85 172L86 174L84 173ZM88 172H90V173H88ZM13 173L15 175L14 177H12ZM22 173L27 174V175H23ZM47 174H49V175H47ZM65 174H68V175L70 174L71 177L70 178L68 177L69 178L68 179L66 177L67 175H65ZM61 175L62 176L65 175V178H64L65 180L63 179L64 176L61 177ZM16 177L19 179H17ZM28 178H29V180H28ZM85 178H87V179H85ZM99 178H101V179H99ZM16 179L19 181H17ZM103 179H105V180H103ZM76 180H77V183H74V182H76ZM82 180H83V182H82ZM87 180L90 182H93V183H89ZM45 181H47V182H45ZM59 181H62L63 185L65 182L69 181V182H67V185L69 188L71 187L73 190L71 189L72 191H66V192H68V196L63 194V192L58 191V188L60 187V186H58ZM15 182H16V184H15ZM19 182H20V186L23 185L21 188H20V186H18ZM70 182H72L71 185H70ZM43 183H46V184H43ZM13 184H15V186H13ZM85 185H87V186H85ZM28 186H29V188H28ZM44 186H46V190H45ZM110 187L113 189H111ZM94 188L97 189V192ZM25 190L30 192L31 194L33 193L32 196H31V194L26 193ZM17 191H19V193ZM34 191H36V193ZM103 191L106 192L108 195L106 194L107 196H104L105 193ZM59 193H60V195H59ZM101 193H102V197H101ZM120 193L122 194V196ZM21 194H22V196H19V197L17 196V195H21ZM43 194L45 196H42ZM13 195H16V196H13ZM13 197L18 198V199L17 200L15 199L16 200L15 201V200H13ZM21 197L22 198L24 197L23 198L24 200L22 202H24L25 199L26 200L28 199V200H30V204H28L24 207L23 203L20 201V199H22ZM31 197H35V198H31ZM36 197H39V198H36ZM65 197H66V199H65ZM86 197H88V198H86ZM143 197H145V198H143ZM94 199H95V201H94ZM101 199H102V202H101ZM118 199H120L124 202L126 199L128 201V203L126 201L127 204H129V202H130V204H129L130 208L132 207V204H133V207H135V208L139 207V208L137 210H135V212L133 210L127 208V207L122 208L120 206V204L118 203ZM58 200H59V203H58ZM32 201H34L35 203L37 202V204L39 202L38 206H35L37 204L33 205L34 202H32ZM70 201H72V202H70ZM77 201H79L80 203L77 204ZM83 201H84V203H83ZM41 202H42V204H41ZM64 202L66 204H69V207ZM100 202H101V205L103 207L101 205H99ZM107 202H109L110 205ZM247 202H248V200H247ZM91 203H92V205H91ZM241 203H242V200H241ZM244 203H246V201L244 202V199H243L242 204H244ZM61 204H62V206H61ZM30 205H31V207H30ZM89 205H91L90 208H89ZM104 205L107 207V209L109 211L106 209V207ZM81 206H82V208H80ZM62 207H63V209H62ZM64 207L67 211L64 209ZM104 207H105V209H104L105 211L101 210ZM110 207H111L112 211L110 210ZM25 208L27 209V211H25L26 210ZM17 210L21 213H19ZM62 210H63V212H61ZM124 210H125V212H123ZM58 211H59V213H58ZM80 211L82 214L80 213ZM98 211H100V213H97ZM139 211H140V209H139ZM89 212H91V213H89ZM26 213H28V214L26 215ZM111 213H113L114 216ZM125 213H127V214H125ZM72 214H74V216ZM110 214H111V216H110ZM120 214H122V215H120ZM22 215H24V216L22 217ZM60 215L62 217H60ZM49 216H51V219L49 218L48 220H46V217H49ZM63 216H65V217H63ZM90 216H92V217H90ZM122 216H124V217H122ZM110 217H111V219L109 220ZM17 219H12V221H17ZM60 219H61V221H60ZM119 219H122L121 220L122 224L121 223L119 224V222H121V221H119ZM103 220H105L104 223H107V222L108 223L103 224V222H101ZM125 222H126V224H125ZM19 223L20 222L18 221V223H15V224L18 226ZM50 224L52 225V227ZM100 224H102V228H101ZM105 225H106V228H105ZM80 226L82 227V230L80 229ZM113 226L116 229L115 231H113L114 230V228H112ZM97 227H99V228H97ZM51 230L55 231L53 229H51ZM27 232L28 231H26V230L21 231L22 234H27ZM104 232H107L108 234H106V236H103L102 238H100V235ZM11 234L16 235L17 233H15V232L13 233V231H12ZM11 234H9V236L12 237ZM164 234H163V238L165 240L169 241V239H170L169 231L165 232ZM13 237H15V236H13ZM18 237L19 238L15 239L16 241L21 242V243L22 242H24V243L28 242V241L25 242V240L21 236H18ZM100 240H102V241H100ZM104 243H102V244H104ZM245 243H246L245 241L242 243H239L240 244L239 248L243 247V250L246 251L248 255L252 256L253 259H256L255 248L253 246H251L249 243H247L246 245H245ZM248 244H249L250 248H248L249 247ZM75 246H76V249H72L71 247H69L67 250V253L72 252L73 254H75L76 251L81 248L78 245H75ZM45 247H46L45 252H49L50 254H53V256L55 255L56 250L52 246H45ZM98 248L100 249L99 246H98ZM246 248L249 251H247ZM107 249H109V248H107ZM60 255H64V253H61ZM49 258H51V257H49ZM114 259L113 260L111 259L113 264H116V263L121 264V262H119L118 260H116V262H115ZM238 259L242 260V258L240 256ZM243 259H245V258H243ZM241 260H238V261H240V264H247L246 259L242 260V261ZM130 263L131 264H138V262H136L134 259H132V261ZM130 263H126V264H130Z\"/></svg>", "mask_w": 264, "mask_h": 264}]
</instances>
